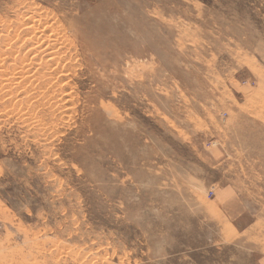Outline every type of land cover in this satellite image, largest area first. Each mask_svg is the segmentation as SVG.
I'll list each match as a JSON object with an SVG mask.
<instances>
[{"label":"rangeland","instance_id":"1","mask_svg":"<svg viewBox=\"0 0 264 264\" xmlns=\"http://www.w3.org/2000/svg\"><path fill=\"white\" fill-rule=\"evenodd\" d=\"M0 264H264V0H0Z\"/></svg>","mask_w":264,"mask_h":264},{"label":"bare ground","instance_id":"2","mask_svg":"<svg viewBox=\"0 0 264 264\" xmlns=\"http://www.w3.org/2000/svg\"><path fill=\"white\" fill-rule=\"evenodd\" d=\"M31 19H32V18H31ZM19 34H20V33H19ZM33 56H34V55H33ZM54 58H55V56H54ZM47 60H48V59H47ZM55 60H58V59L56 58ZM55 63H56V62H55ZM15 69H16V68H15ZM25 71H26V70H25ZM29 72H30V71H29ZM56 77H57V76H56ZM3 83H4V82H3ZM10 84H11V83H10ZM5 87H6V86H5ZM5 87H4V88H5Z\"/></svg>","mask_w":264,"mask_h":264}]
</instances>
